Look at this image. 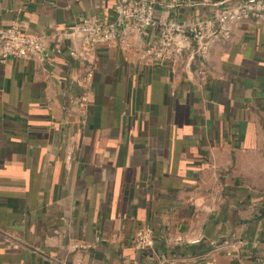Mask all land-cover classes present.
Instances as JSON below:
<instances>
[{
	"label": "crops",
	"instance_id": "0c3cea01",
	"mask_svg": "<svg viewBox=\"0 0 264 264\" xmlns=\"http://www.w3.org/2000/svg\"><path fill=\"white\" fill-rule=\"evenodd\" d=\"M148 1L187 23L228 0ZM117 2L0 0V30L47 46L0 62V264H264V19L229 24L204 60L155 62L160 25L72 56L67 26Z\"/></svg>",
	"mask_w": 264,
	"mask_h": 264
},
{
	"label": "built area",
	"instance_id": "2783aa9c",
	"mask_svg": "<svg viewBox=\"0 0 264 264\" xmlns=\"http://www.w3.org/2000/svg\"><path fill=\"white\" fill-rule=\"evenodd\" d=\"M114 19L106 20L100 16L82 17L69 24L67 30L78 34L81 48H73L70 54L79 61H90L96 48L117 39H124L128 33L143 34L160 25L157 38L146 52L155 62L179 61L185 52L192 59L196 56L207 59L211 43L229 36V24L248 19H264V0H228L215 7L205 19L191 22L162 20L155 15L154 3L148 0H118L113 8ZM47 54V46L38 34H29L18 23L0 30V62L10 59L42 60ZM95 69L89 65L78 78L83 87L77 98L83 115L87 114L92 95V81ZM135 245L142 250L152 247L155 233L150 226L135 234ZM223 243L228 244L227 241ZM232 255V252H228ZM161 264H177L173 259L163 258Z\"/></svg>",
	"mask_w": 264,
	"mask_h": 264
},
{
	"label": "water",
	"instance_id": "95a60500",
	"mask_svg": "<svg viewBox=\"0 0 264 264\" xmlns=\"http://www.w3.org/2000/svg\"><path fill=\"white\" fill-rule=\"evenodd\" d=\"M263 214H264V209H263Z\"/></svg>",
	"mask_w": 264,
	"mask_h": 264
}]
</instances>
